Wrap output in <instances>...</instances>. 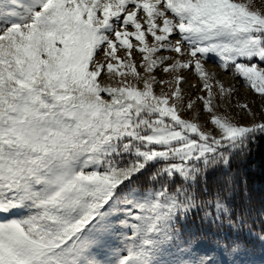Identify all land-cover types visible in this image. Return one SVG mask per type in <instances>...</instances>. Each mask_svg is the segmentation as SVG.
<instances>
[{"label":"snow or ice","instance_id":"1","mask_svg":"<svg viewBox=\"0 0 264 264\" xmlns=\"http://www.w3.org/2000/svg\"><path fill=\"white\" fill-rule=\"evenodd\" d=\"M262 137L264 0H0V264H249Z\"/></svg>","mask_w":264,"mask_h":264},{"label":"trees","instance_id":"2","mask_svg":"<svg viewBox=\"0 0 264 264\" xmlns=\"http://www.w3.org/2000/svg\"><path fill=\"white\" fill-rule=\"evenodd\" d=\"M230 171L238 181L233 203L238 211H245L254 229L264 217V137L251 144L246 154L236 157Z\"/></svg>","mask_w":264,"mask_h":264},{"label":"rangeland","instance_id":"3","mask_svg":"<svg viewBox=\"0 0 264 264\" xmlns=\"http://www.w3.org/2000/svg\"><path fill=\"white\" fill-rule=\"evenodd\" d=\"M206 67L209 69V71H216L219 75V78L224 80L226 85L234 82L229 74L222 72V70L219 69L218 65L214 64V61L212 59L208 61ZM240 91L241 94H244L245 92L243 88H241ZM249 98H251V94H249ZM190 226L194 228H203L209 231L214 230V229H209L207 224L201 225L199 218H197L195 222ZM262 228H264V217L259 219V222L253 229L251 235H247V233L244 234L247 236V239L250 241L249 251L247 256L245 257V260L248 261L249 264H264V242H261L258 239V236L262 234L261 233ZM228 259L231 258L228 257Z\"/></svg>","mask_w":264,"mask_h":264}]
</instances>
